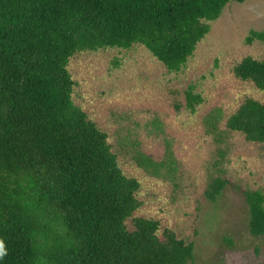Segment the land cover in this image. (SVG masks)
I'll return each instance as SVG.
<instances>
[{
    "label": "trees",
    "instance_id": "trees-1",
    "mask_svg": "<svg viewBox=\"0 0 264 264\" xmlns=\"http://www.w3.org/2000/svg\"><path fill=\"white\" fill-rule=\"evenodd\" d=\"M244 1L0 0V264H191L192 243L134 216L140 183L74 105L68 66L80 53L141 45L178 73L226 5ZM245 43L264 45V30ZM233 73L264 94V60L245 57ZM193 91L192 113L202 102ZM226 127L264 151V102L245 99ZM225 186L214 179L206 198ZM245 200L249 232L261 237L264 191Z\"/></svg>",
    "mask_w": 264,
    "mask_h": 264
},
{
    "label": "rangeland",
    "instance_id": "rangeland-1",
    "mask_svg": "<svg viewBox=\"0 0 264 264\" xmlns=\"http://www.w3.org/2000/svg\"><path fill=\"white\" fill-rule=\"evenodd\" d=\"M251 30H264V0L227 4L178 73L141 45L69 62L74 105L108 135L122 171L140 183L134 216L192 243L191 264H264V235L250 234L245 200L247 191H264V151L226 127L245 99L264 102L233 73L245 57L264 60L263 44L245 43ZM191 87L202 99L193 113L185 95ZM216 178L226 186L209 201L205 191Z\"/></svg>",
    "mask_w": 264,
    "mask_h": 264
}]
</instances>
